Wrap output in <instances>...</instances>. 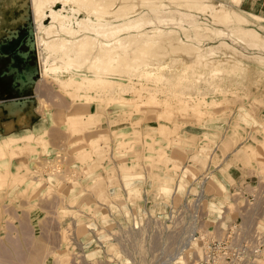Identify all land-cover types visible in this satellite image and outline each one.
<instances>
[{"label":"rangeland","instance_id":"obj_1","mask_svg":"<svg viewBox=\"0 0 264 264\" xmlns=\"http://www.w3.org/2000/svg\"><path fill=\"white\" fill-rule=\"evenodd\" d=\"M242 1L243 11L260 14L258 1ZM165 5L161 16H179ZM12 10L0 9V44L16 40L15 47L30 30L34 47L18 49L26 55L13 70L0 51V105L25 101L31 109L18 127L19 116L0 114V264H264V50L207 35L199 44L214 49V60L241 62L235 76L214 64L219 74L206 82L209 69L186 68L190 56L168 54L169 68L151 79L138 78L139 70L114 76L124 102L98 88L74 98L43 71L31 4L22 23L11 25L21 13ZM181 12L208 24L204 13ZM88 94L95 99L83 104ZM56 114H83L84 124L73 133L69 123L51 122ZM27 130L32 142L2 148ZM234 223L249 246L253 228L263 233L257 256L243 249L245 235L228 231Z\"/></svg>","mask_w":264,"mask_h":264},{"label":"bare ground","instance_id":"obj_2","mask_svg":"<svg viewBox=\"0 0 264 264\" xmlns=\"http://www.w3.org/2000/svg\"><path fill=\"white\" fill-rule=\"evenodd\" d=\"M167 1L172 5L173 12L179 16L171 15L167 18L160 15L165 10V0H0V9H8L11 13L14 12L12 9L21 10V13L10 21L11 25H15L24 22L22 15L27 11L28 3L31 4V22L35 24L36 35L38 34L35 44L46 50L43 71H51L50 74L55 75L54 80L68 95V88H73L75 92L71 94L74 98L81 90L90 93L97 88L105 95L111 94L112 90L113 95L120 94L125 86L114 76L121 77L122 73L129 76V70H139L141 73L137 75L138 78L151 79L169 68L168 64L163 62L168 54L190 56L191 62L186 68L209 69L206 72L208 76L203 78L206 82H211L214 76L219 74L217 69H211L214 64L224 68L223 71L228 77L235 76L242 68L241 62L214 60V49L207 52L199 44L207 35L218 38L227 35L239 44L245 46L253 43L254 49L264 50V15L243 11L240 8L241 0ZM146 8L148 13H144ZM181 10L204 13L208 17V24L199 23L192 14L183 13ZM2 20L1 13L0 23ZM167 22H173L176 30H161L160 26ZM215 24L228 26L229 32L214 29ZM149 26L151 29L146 31ZM189 31L192 32V38L188 35H185V38L191 42H184L178 33L185 34ZM219 46L230 49L233 55L239 54V51L224 41H221ZM263 58H258V61L262 62ZM186 80L190 82L189 78ZM127 86L131 87V83ZM148 88L149 86L142 85L140 90ZM140 93L136 95L138 98L141 97ZM89 95H84L88 101L83 104H88L92 98ZM120 95L116 98L122 102L125 97L121 98ZM2 110H5L8 116H19L17 122L13 121L15 126L28 123L22 114L25 110H31L27 102L4 103L0 105V114ZM84 119L83 114H56L52 116L51 122L69 123L68 128L75 133L80 131L79 125L84 124ZM23 139L25 143L32 142V130H27L23 137L10 135L5 138L2 148L13 151L19 148L20 140ZM90 143L91 147H95L94 142Z\"/></svg>","mask_w":264,"mask_h":264},{"label":"built area","instance_id":"obj_3","mask_svg":"<svg viewBox=\"0 0 264 264\" xmlns=\"http://www.w3.org/2000/svg\"><path fill=\"white\" fill-rule=\"evenodd\" d=\"M229 232L231 233H234V234H243L245 235V228L244 226L240 223V224H232L230 227H229ZM251 235L254 237V243L253 245L249 246L248 245V240L246 238V235H245V242L243 244V249L244 250H248L250 252L251 255H256L257 256V253L259 252V248H260V242H261V237L263 236V233L258 230V228H253V230L251 231ZM211 250V247L210 245L209 246H206V251H210Z\"/></svg>","mask_w":264,"mask_h":264},{"label":"flooded vegetation","instance_id":"obj_4","mask_svg":"<svg viewBox=\"0 0 264 264\" xmlns=\"http://www.w3.org/2000/svg\"><path fill=\"white\" fill-rule=\"evenodd\" d=\"M26 33V32H25ZM16 38L18 39L16 46L14 47L13 45L16 43V40L10 42V44H8L7 50H4L2 52H5L7 58H10V64L13 66L11 67V70L13 69H17L18 67H21V61H19L18 59H20L17 56V52L19 51L18 49L23 47L26 40H27V34H22L21 36H16ZM17 50V51H16Z\"/></svg>","mask_w":264,"mask_h":264},{"label":"water","instance_id":"obj_5","mask_svg":"<svg viewBox=\"0 0 264 264\" xmlns=\"http://www.w3.org/2000/svg\"><path fill=\"white\" fill-rule=\"evenodd\" d=\"M27 43L30 44L31 47H34V32H32L30 30H29V32L27 34L26 44ZM7 45H8V43H2V44H0V51L7 49V47H8ZM17 55L20 58H24V55H26V54L25 53H23V54L21 53L20 54V53L17 52ZM33 70H35V69L33 68ZM33 75L34 76L38 75V72H36V70L33 71ZM20 79H21L22 83L25 84V85L29 83V81H27L28 80L27 79V76L24 73L20 76ZM31 82H33V81H31Z\"/></svg>","mask_w":264,"mask_h":264},{"label":"crops","instance_id":"obj_6","mask_svg":"<svg viewBox=\"0 0 264 264\" xmlns=\"http://www.w3.org/2000/svg\"><path fill=\"white\" fill-rule=\"evenodd\" d=\"M255 1H258V12H264V0H255ZM246 2V0H244V3ZM243 3V1L241 2ZM252 3V2H251ZM240 7H241V4H240ZM261 10V11H260ZM254 13V12H253Z\"/></svg>","mask_w":264,"mask_h":264}]
</instances>
